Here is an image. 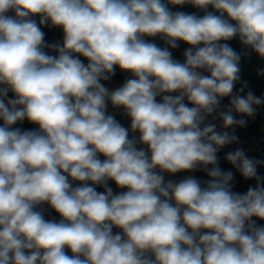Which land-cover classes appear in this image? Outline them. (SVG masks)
Masks as SVG:
<instances>
[{
  "label": "clouds",
  "instance_id": "1",
  "mask_svg": "<svg viewBox=\"0 0 264 264\" xmlns=\"http://www.w3.org/2000/svg\"><path fill=\"white\" fill-rule=\"evenodd\" d=\"M234 38L264 60V0H0V264H264V160L226 153L256 181L243 194L219 166L264 106L246 81L234 92L250 54ZM117 66L131 77L110 90ZM24 120L39 130L13 127ZM200 169L209 179L165 180Z\"/></svg>",
  "mask_w": 264,
  "mask_h": 264
},
{
  "label": "water",
  "instance_id": "2",
  "mask_svg": "<svg viewBox=\"0 0 264 264\" xmlns=\"http://www.w3.org/2000/svg\"><path fill=\"white\" fill-rule=\"evenodd\" d=\"M168 7L174 12L183 11L186 13H196L198 16H203L205 14L203 11L193 7L190 4H185L183 6H173L169 4ZM208 11H213L211 6H209ZM146 39L150 42L156 43L160 47H167L164 41L159 37H146ZM178 43L180 44V47L177 49H170V51H172L174 59L183 61V52L189 46L183 42ZM227 43H229L230 46L233 47L237 52H250L249 55H245L242 57L240 63L241 81L236 84L234 92L238 91L239 88L242 86L243 82L246 81L247 87L245 88V92L241 93V95H246L247 91L249 90H251L256 96L264 95V75L259 74L260 70L264 69V60H262L254 52H251L249 49H245L244 46L241 45V43L239 42L238 38H234L233 40L228 41ZM38 129L39 126L36 125L35 130L38 131ZM235 134L238 136L239 142L228 145L220 150V152L218 153L220 160L219 166L222 170L232 171L234 173V180L232 181L233 191L243 194L247 191L250 186L254 187L256 181L245 180L241 176V174L235 168H233V166L229 162L226 161L225 155L229 151H234L237 148H241L245 151L246 155L249 158L264 160V106H259L257 108V117L253 123L245 127L239 128L235 131ZM257 171L258 175L264 176V165L259 166ZM184 174L186 175V177L194 176L201 181L209 179V177L206 175V172L202 169L193 172H184ZM257 224L264 225V221L257 220Z\"/></svg>",
  "mask_w": 264,
  "mask_h": 264
},
{
  "label": "built area",
  "instance_id": "3",
  "mask_svg": "<svg viewBox=\"0 0 264 264\" xmlns=\"http://www.w3.org/2000/svg\"><path fill=\"white\" fill-rule=\"evenodd\" d=\"M9 15H14V13H11V12H10ZM41 27H42V26H41ZM47 27H51V26H47ZM53 28H57V27H53ZM57 34H58V39H56V40L53 41V42H50V44H51V43H56V44H61V45H62V43H63V31H62V29L57 28ZM45 41H46V40H45ZM46 42H47V41H46ZM47 43H49V42H47ZM47 50H48V49H46V51H47ZM118 71H119V73H121L122 75L124 74V72L121 71L120 68H119ZM158 99H159V98H158ZM228 105H229V98H224V99L222 100V108H226ZM234 115H236L237 118H240L239 114H235V113H234ZM256 117H257V115H256L254 118H247V119H248V124H247V125L253 123V122L256 120ZM207 122H208V123H215L216 126H217V130H221V123H222V122H221L219 119L213 120V118L210 116V117H208ZM130 123H131V122H130L129 120H126V119H125V120L123 121V126H124L125 128H128V127L130 126ZM239 128H241V127L236 128L235 131L238 130ZM129 137H130L131 139H137V140H138V138H139V133H137V132H132V131L129 130ZM137 147L140 148V147H145V146H143V145H141V144L138 143V144H137ZM165 180L167 181L166 178H165ZM73 186H74V184H73ZM41 209L43 210V213H44L45 219H48V220H56L57 222L60 220L59 215H58L54 210H52L48 204H44V205H42V206H41ZM38 210H39V209H38Z\"/></svg>",
  "mask_w": 264,
  "mask_h": 264
},
{
  "label": "trees",
  "instance_id": "4",
  "mask_svg": "<svg viewBox=\"0 0 264 264\" xmlns=\"http://www.w3.org/2000/svg\"><path fill=\"white\" fill-rule=\"evenodd\" d=\"M33 18L37 21V23H39V16H36V17H33ZM42 31L45 33V40L47 42L50 43V42H53L56 39H58L57 28L42 26ZM47 51H49L50 54H53V55L56 54L55 52H52L50 49H48ZM80 59L83 60V62L85 64H87L88 61L85 58L80 57ZM118 70H119V67L117 66L116 67V72H115V75L113 76V78L126 79V78H130L131 77V76L126 77V76L122 75L121 73H119ZM3 87H6V86L0 85V88H3ZM11 97H13V93L11 91H9L8 92V98H11ZM0 123H2V121H0ZM13 127L19 128V129H21V131L35 130L36 129V124H32V123H29L27 120H24L23 122H18ZM129 139H131V138L129 137ZM77 183L78 182H73L74 186H76ZM112 184H114V182L109 181V187L112 188V186H113ZM97 191H103V188L97 186Z\"/></svg>",
  "mask_w": 264,
  "mask_h": 264
},
{
  "label": "crops",
  "instance_id": "5",
  "mask_svg": "<svg viewBox=\"0 0 264 264\" xmlns=\"http://www.w3.org/2000/svg\"><path fill=\"white\" fill-rule=\"evenodd\" d=\"M124 76L126 77H129L131 76L130 73H127V72H124L123 74ZM125 79H118V78H112V80L110 82H105L106 83V86L110 89V90H113L117 87H119L123 82H124ZM107 114L109 115H113L116 120L121 123L123 125V121L126 119V120H129L130 119L124 115L123 113V109H116V108H113L112 105L109 103L108 105V108H107ZM131 122V121H130ZM131 124V123H130ZM128 129L131 131L130 129V126L128 127ZM138 133V132H137ZM100 159L103 160L104 157L101 155L100 156ZM165 175V178L167 180H172L174 182H178L184 178H186V175L184 174V172H181V173H176V174H168V173H164ZM112 189L113 191H117L118 189L122 192V191H126L127 189H120V188H117V186L115 184H112ZM118 190V191H119ZM116 194V192H115Z\"/></svg>",
  "mask_w": 264,
  "mask_h": 264
},
{
  "label": "rangeland",
  "instance_id": "6",
  "mask_svg": "<svg viewBox=\"0 0 264 264\" xmlns=\"http://www.w3.org/2000/svg\"><path fill=\"white\" fill-rule=\"evenodd\" d=\"M118 190H119V189H118ZM118 190H117V191H115V192H116V194L121 192L120 190H119V191H118ZM113 192H114V191H113ZM115 192H114V194H115ZM113 231H114V233H116V232H118V231H120V230H119V229H115V228H114V229H113ZM68 254H69V255H71L70 251H69V253H68Z\"/></svg>",
  "mask_w": 264,
  "mask_h": 264
}]
</instances>
